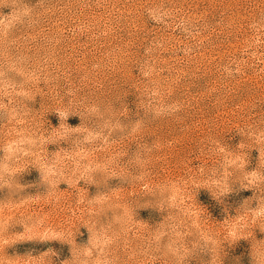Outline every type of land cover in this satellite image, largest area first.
<instances>
[{"label":"rangeland","instance_id":"rangeland-1","mask_svg":"<svg viewBox=\"0 0 264 264\" xmlns=\"http://www.w3.org/2000/svg\"><path fill=\"white\" fill-rule=\"evenodd\" d=\"M0 264H264V0H0Z\"/></svg>","mask_w":264,"mask_h":264}]
</instances>
